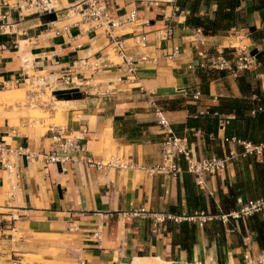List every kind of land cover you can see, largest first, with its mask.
<instances>
[{
  "label": "crops",
  "instance_id": "1",
  "mask_svg": "<svg viewBox=\"0 0 264 264\" xmlns=\"http://www.w3.org/2000/svg\"><path fill=\"white\" fill-rule=\"evenodd\" d=\"M19 1L0 0V94L11 91V86L24 89L29 106L49 112V120L59 112L60 122L48 123L44 131H38L30 127L28 117L15 112L20 109L18 102L12 106L0 99V143L49 150L48 129L59 125L76 133L84 131L83 142L95 162L117 156L131 166L97 169L83 161L65 166L19 158L20 189L11 198L0 171V221L8 220L28 245L18 254L38 255V249L48 242L35 240L36 235L54 238L61 250L59 260L67 264H238L246 251L245 235L252 241L251 255L264 250L257 243L256 232L246 226L249 217L227 223L217 218L221 212L236 209L238 197L264 195V149L258 157L239 155L230 160L225 170L205 178L206 187L186 172L150 176L146 171L160 162L162 140L147 105L148 96L165 111L175 133L187 137L188 147L197 155L241 153V145L223 137L252 142L235 135L240 122H233L234 114L213 109L222 98L242 97L236 77L243 72L258 80L264 92V0H239L235 23L214 35L186 22L194 0H177L179 11L166 3L110 0L117 14L136 10L138 15L134 24L121 31L129 53L137 55L135 81L117 83V77L124 74L118 65L97 74L84 69L91 81L85 92L80 91L83 95L74 99L53 95L54 88L61 89L56 80L61 68L79 59L118 58L108 41L92 30L71 26L68 34H55L56 28L77 18L65 14L74 0H59L57 15L20 12L14 7ZM216 7L201 0L195 13L214 18ZM196 29L201 30L203 42L195 37ZM131 33L144 35V47L134 46ZM173 46L179 48V54L169 58ZM242 49L254 56L263 52L262 60L255 57L250 70L225 69L213 78H202L205 69L198 66L200 61L209 65L222 56L235 62ZM27 81L38 86L26 89ZM196 91L200 92L198 98L194 97ZM251 98L255 103L246 114L254 116L264 106L254 94ZM214 112L229 118L223 129ZM252 143L264 144V138ZM134 211L177 216L203 211L213 218L202 226L194 221L157 224L149 217L134 216ZM258 217L264 221V212ZM182 224L194 226L193 238L185 240ZM7 226L10 224L0 225V232ZM37 261L31 264H41Z\"/></svg>",
  "mask_w": 264,
  "mask_h": 264
},
{
  "label": "built area",
  "instance_id": "2",
  "mask_svg": "<svg viewBox=\"0 0 264 264\" xmlns=\"http://www.w3.org/2000/svg\"><path fill=\"white\" fill-rule=\"evenodd\" d=\"M141 3H149L158 5L159 3L171 4L174 11H179L177 0H137ZM20 12L25 9L35 14L52 13L57 15L61 9L59 7V0H20L15 3ZM68 17L74 15L77 18L70 23L64 24L55 29V34H63L69 32L71 26H76L80 31L92 30L95 34L101 35L108 41L111 52L118 58L117 61L108 59L107 57L101 59H79L72 62L70 65L61 68L59 76L56 80L61 89L54 90H73L76 89L85 92L84 88L89 86L91 79L85 77L84 69L97 74L108 68L110 65L122 66L124 74L117 77L116 82H134L136 78V68L138 66L137 55L129 53L125 39L122 37L121 31L126 26L134 24L138 15L136 10H125L121 14H117L112 7L110 0H74V2L66 7ZM168 30V34H169ZM134 46L136 48L144 47L145 37L142 33H131ZM195 37L203 42L201 38V30H195ZM179 54V48L173 46L169 58L175 57ZM202 56V53H200ZM255 63V56L250 52H245L242 49L236 61H231L224 57L216 58L211 61L209 65L200 61L198 66L205 70H250ZM191 68V66H189ZM16 84L18 80L14 81ZM31 86L37 87V83L32 81ZM110 89H105L104 93ZM200 92L196 91L194 97L198 98ZM147 105L151 108L155 124L160 128L162 134L161 140V160L158 164L146 168L147 174L152 176L155 174L177 175L181 173H189L195 177L198 183L204 185L207 176H213L223 171L227 167L230 160L236 159L239 155H254L261 156L264 144H255L247 140L238 139L235 137H223L226 142H235L242 147L241 153H236L234 150L228 151L223 156H218L214 153L209 155H197L187 145V137L180 136L175 133L171 123L165 114V111L158 106L154 99L150 96L147 98ZM257 111H264V107H258ZM252 110L251 113H254ZM215 115L219 116V125L223 129L228 123V117H221L217 112ZM83 130L80 132H73L59 125H52L48 129L51 148L45 150L41 146L38 150H32L22 145L9 146L0 143V171L5 178L8 196L14 197L16 191L20 189L21 172L19 165V158H23L29 162L32 160H42L45 165L56 164L69 165L76 161H83L87 164L94 165L97 169L100 168H124L130 167L129 162L120 160L117 156H110L105 161L95 162L91 155L87 153L85 144L83 142ZM238 207L229 212H221L217 218L222 223H227L229 220L245 219L253 215H259L264 212V197L243 199L236 198ZM134 216L149 217L154 223H162L165 221H194L202 226L207 221L211 220L213 216L206 214L203 211H195L192 215L177 216L170 213H153L146 211H134ZM243 245L246 249L243 253L242 261L238 264H264V250L258 251L255 255H251L248 249L252 247L250 236H243ZM76 264H83L82 261Z\"/></svg>",
  "mask_w": 264,
  "mask_h": 264
},
{
  "label": "trees",
  "instance_id": "3",
  "mask_svg": "<svg viewBox=\"0 0 264 264\" xmlns=\"http://www.w3.org/2000/svg\"><path fill=\"white\" fill-rule=\"evenodd\" d=\"M200 1L201 0H194L191 15L186 20L188 24L201 27L205 34L214 35L228 29L235 23V18L237 16L235 8L239 5V0H203L205 5H209L211 2L216 4L217 7L214 18L200 16L195 13L196 7ZM179 5L182 6L183 4L180 3ZM262 54L263 52H257L255 53V57L262 60ZM218 71L220 74L223 73L222 70L211 69L204 70L201 76L203 79L207 76L213 78L214 74ZM236 82L242 93V97L222 98L220 99L221 104L213 110L234 114L233 122H240L235 131V135L240 138L249 139L252 142H257L259 139L264 138V111H256L254 116H249L246 112L252 109L255 103V99L251 98L252 94L256 96L259 104L264 106V92L261 91L259 87V81L251 78L249 79L246 72L237 75ZM53 95L57 99H74L80 98L83 93L76 89L53 90ZM263 178L264 176L262 175L261 179ZM261 197H264V195ZM233 207V203H230V208ZM245 223L247 228L256 232L258 245L264 247V221L259 219L258 215H253L245 220ZM243 225L242 223L240 224L242 230H244ZM184 226L186 227L184 224L181 225L183 228ZM184 233L185 240H189L188 236L193 238L194 226L187 225Z\"/></svg>",
  "mask_w": 264,
  "mask_h": 264
},
{
  "label": "rangeland",
  "instance_id": "4",
  "mask_svg": "<svg viewBox=\"0 0 264 264\" xmlns=\"http://www.w3.org/2000/svg\"><path fill=\"white\" fill-rule=\"evenodd\" d=\"M28 82L29 81H27L26 89L33 88ZM9 90L11 91L1 93L6 94L8 97L0 96V99L12 106L15 105V102H18L20 104V109L15 108V112L23 117H28L30 120V127H33L38 131H44L47 128L48 123L60 122L59 112L55 114L54 119L49 120V112L40 110L38 106H29L24 89H16L15 86H11L9 87ZM48 94L49 93L47 92V95ZM47 99V96H42V100L47 101ZM31 104L34 103L31 102ZM40 120H42V124ZM8 224H10V226L3 227L5 231L0 232V264H31L35 260H38L41 264H67V262L64 263L62 260H59L62 258L60 254L61 250L58 249L57 244H55L57 241L52 237L36 235L35 240L48 242L42 244V247L38 249V255H19V250L24 251L28 245H24L23 234H20L18 230L13 231V226H11V223H9L8 220L0 221V225L2 226ZM42 257L54 258V260L45 261Z\"/></svg>",
  "mask_w": 264,
  "mask_h": 264
}]
</instances>
